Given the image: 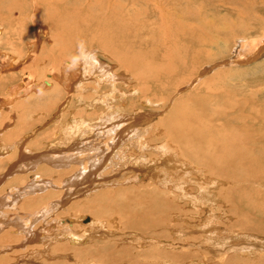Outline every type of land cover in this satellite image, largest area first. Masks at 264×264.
Masks as SVG:
<instances>
[{"label":"rangeland","instance_id":"rangeland-1","mask_svg":"<svg viewBox=\"0 0 264 264\" xmlns=\"http://www.w3.org/2000/svg\"><path fill=\"white\" fill-rule=\"evenodd\" d=\"M13 1L17 2V0ZM25 1L26 11L19 7L9 10L7 7L10 6L9 0H4L3 6H0V177H5L0 180V202L7 194H14L13 197H15L18 189L28 188L29 190L32 181H41L42 186H45L46 182L50 183L52 188L50 192L53 194L47 199L43 198L44 195L50 193L45 188L44 192L34 197L28 196L18 204L12 202V199V201L7 200L11 203L4 206L6 208H0V224H3L0 230V261L7 259L9 255L11 260L4 259L3 264H80L78 260L83 261L81 264H142L145 263L146 254L153 251L155 252L153 257L161 258L159 263L154 264H264V149L257 150L255 156L258 157L247 164L248 170H242L245 166H238L239 163L241 164V160L239 161L241 157L238 159L237 149L232 147L235 144L242 150L245 139H264V130L261 129V125L264 124V0H150L152 4L149 0H103L105 10L111 7L110 9L116 11L115 15L119 18L117 19V33L120 35L123 30H126L124 37L127 36L131 40L124 41V43L130 46L112 44L110 42L112 39L107 36L103 37V44L98 43V39L91 40L94 38L83 37L76 40L78 44L74 43V52L62 55V57L57 56L59 60L56 63L53 61L55 52L51 50L53 46L51 41L54 37H63L60 35L61 28L54 25L55 20L47 21L39 13L37 7H41L40 0ZM110 1L113 3L111 4ZM22 2L24 0L19 4ZM45 6L42 4L43 8ZM57 6L55 4L53 7L57 9ZM136 9H140L141 12L139 13ZM240 14L244 15L238 19L237 16ZM228 22H234L233 31L231 27L229 28ZM238 23H245L249 30H241L235 25ZM140 24L144 27L142 28ZM112 25H115V22ZM52 26L58 31L51 30ZM221 28H224V32L216 35V41L211 42L214 29ZM131 34L137 35L138 40L136 41H140L145 46L140 48L141 45H135L134 36ZM192 34L201 37V40L206 35L205 39L209 41V44L197 45L196 41L189 40ZM81 41L87 43L88 46L83 44V48H78ZM152 48L156 52L151 51ZM167 48L170 51L166 50ZM6 56L13 57L10 67L3 60L7 59ZM225 61L230 62L228 65L213 68L209 73L201 75L206 68ZM82 63L92 66L87 67L88 72L94 67V73L86 74L85 65ZM78 64L82 66L83 73L77 72V76L79 75L77 79L84 84L86 89L83 90L84 87H81L77 90L75 86L69 93L64 88V81H61L63 70L65 65L68 68H77ZM140 73L145 75L143 78L146 81L139 83L134 76ZM154 75H158L159 80L153 79V82H150L148 77ZM209 79L210 81L206 83ZM47 82L51 83L50 87H47ZM15 87H20L24 95L13 97L12 89ZM149 87L150 90L147 89ZM37 88L41 89L38 91ZM4 100L7 101V105L6 103L4 105ZM78 112L80 115H77ZM221 113L224 114L222 117L219 116ZM214 116L218 118V129L221 132H217L208 124ZM252 118L255 121L249 122ZM161 119H164L162 124L169 137L152 140L159 147L163 141L173 136L187 137L192 133L189 132L192 128L207 124L206 129L208 128L209 132L205 130V139L200 144L190 143L191 146L188 144L183 146L184 149L182 148L183 156L188 159L189 163H185L181 157L177 156L175 161H163V158H160L163 152L158 156L153 150L154 147L146 149L142 148V145L140 150L134 146L128 148L137 139L133 135L141 130L143 133H141L140 142L145 140L144 136L146 138L153 136L156 133L153 124ZM83 120L91 125L105 120L110 123H120L114 131V136H117L115 139L119 140V144L112 149L109 145V148L105 149V154H110L104 169L101 170L103 173L106 172L105 178L102 179L105 181L107 178L106 187L96 186L98 185L96 177L94 183L82 185L81 191L77 190V194L72 196L67 194V196L65 189L58 188L56 184L63 183L62 178L66 177L69 172H60L54 165L47 162V164L42 162L40 168L37 169L38 172L34 170L18 173L17 168L12 167L19 160L21 152L19 148L22 144L25 149H32L31 151L36 155L49 153L53 150L51 148L53 145L60 150L69 148L58 142L62 138L61 131L71 127L73 129L83 127L87 131L86 125L82 124ZM211 122L213 123V120ZM110 123L107 124L110 125ZM224 123H230V127L228 126L226 130L220 127ZM243 123H250V125H245L246 129L238 131L237 127L244 126ZM253 123L256 125L253 126ZM176 125L177 128H175ZM213 129L214 132H212ZM210 135L211 138H209ZM221 138L227 141L226 144L230 142L229 151L222 150V145H218L223 142ZM216 142L219 143L216 144ZM259 144L264 147V142L256 145L259 146ZM198 145H201L199 147L201 149L197 148ZM121 149L128 150L125 155L126 157L129 155L130 158L120 163L117 155ZM196 151L201 157L196 158V153H193ZM147 156L154 157L157 162L150 163L149 165H153L150 168L143 167L142 174L136 172L137 175L141 174L137 178L138 184L128 181L131 177L129 174L134 173V169L139 166L140 162L148 161L144 159ZM206 157L212 158L213 161L207 162ZM232 158H236L237 164L236 162L233 164ZM182 161L184 164L181 163ZM220 161L226 162L221 164ZM157 163L159 167L155 166ZM213 166L219 172L215 178L208 170ZM11 169H13L12 172ZM81 169L82 167L80 171ZM205 169L208 173H205ZM151 171L159 175L158 179L152 182L144 181L146 184L143 185L139 184L143 182L141 180L150 181L153 175ZM224 174L229 175L227 177ZM167 179V184L162 185L161 182ZM220 180L222 183L219 182ZM215 182L217 184H214ZM189 185L192 187L190 188ZM186 186L188 189L185 188ZM160 190H162V197L158 198L160 207L166 208L163 196L167 195L174 203L175 209H169L171 212L167 223L169 228L154 234L149 230H144L140 221L154 209L145 204L153 200L155 192L160 193ZM175 190L181 193H176ZM100 191H103L102 194ZM198 193L202 195L198 196ZM94 194L96 197L97 195L101 197L100 200L93 198ZM65 199L67 200L63 206L57 205ZM46 212L51 214L45 215ZM35 216H39L34 224L37 233L42 236L48 230L53 231L51 237L55 239L54 246H61V244L63 246L67 243L70 252L64 254L65 250L62 252L63 250L59 249L61 252L57 251L56 255L51 247H41V244L39 247L42 253L25 252L26 247H23L22 243L26 236L21 239L16 236L11 240L12 242L9 241L10 238L6 241L7 231L13 229L11 226L9 228L10 220L14 218L31 220ZM205 217L212 218L213 222L209 223ZM157 218L158 215H156ZM206 222L212 227L210 232L204 228L203 224ZM102 224L104 227L99 231L98 228H101ZM65 225L67 227L71 225V229L75 230L76 235L73 238L69 235L65 237L62 232ZM177 230L180 231L177 232ZM200 233H205V235L209 233V236L221 240L214 244L205 240L204 245L199 246L200 252L197 253L194 252L197 250L193 246L183 241L191 236H203ZM161 235L166 238H162ZM209 241H212V238H209Z\"/></svg>","mask_w":264,"mask_h":264},{"label":"bare ground","instance_id":"bare-ground-1","mask_svg":"<svg viewBox=\"0 0 264 264\" xmlns=\"http://www.w3.org/2000/svg\"><path fill=\"white\" fill-rule=\"evenodd\" d=\"M4 0H0V6H3V2ZM10 1V6H7L8 8H9V10H13L14 8H16V7H19V8H21V10H23V11H26V8H25V4H26V1L24 0V2H22L21 4H19L22 0H17V2H15V1H13V0H9ZM137 1V0H136ZM144 1V0H143ZM154 1V0H153ZM160 1V0H159ZM148 2V1H147ZM149 2H150V0H149ZM185 2H187V1H185ZM240 2V1H239ZM242 2V1H241ZM40 3H41V7L40 6H38L37 7V10L39 11V13L48 21V20H50V21H52V20H55V22H56V24H54V25H58L60 28H61V31H60V35L62 36L63 35V37L61 38L60 36H58V37H52V35H51V39H52V44H53V46H52V48H51V50L52 51H54L55 52V54H53V57H54V59H53V61H54V63H56L59 59L57 58V56H61L62 57V55H66V54H69L70 52H74L75 51V44L74 43H77L78 44V42H76V40L77 39H81V38H83V37H85V38H94V39H91V40H97L98 41V43H100V44H103L102 42H103V37L104 36H107V37H109V39L111 38L112 39V41L110 40V42H112V44H116L117 46H119V45H128V43H124V41H130L131 39L129 38V37H124L125 36V34L127 33V31L125 30H123V28H122V30H123V33L121 32V34L119 35L118 33H117V19L119 20V18L118 17H116V15H115V12H114V10L113 9H110L111 7H108V9L107 10H105L104 9V6H105V4H104V2H103V0H87L86 2H83L82 0H57V1H53V0H40ZM110 3L112 4L113 2H111L110 1ZM132 4H133V1L131 2ZM141 3V2H140ZM143 3H145V2H143ZM151 3V2H150ZM150 3H148V4H150ZM157 3V2H156ZM42 4H45L46 6H47V10H46V6L43 8L42 7ZM55 4H57L58 6H59V8H58V6H57V9H55L54 7H55ZM108 4V3H107ZM138 4V3H137ZM146 4V3H145ZM147 4V5H148ZM152 4V3H151ZM153 4H155V3H153ZM162 4V3H161ZM34 5V4H33ZM146 5V6H147ZM159 5V4H158ZM157 5V6H158ZM183 5V4H182ZM54 6V7H53ZM155 6V5H154ZM156 6V7H157ZM166 6V5H165ZM181 6V5H180ZM27 7V6H26ZM106 7V6H105ZM140 7V6H139ZM155 7V9H157ZM159 7V6H158ZM177 7V6H176ZM6 8V7H5ZM7 8V9H8ZM113 8V7H112ZM172 8H174V6H172ZM182 8V7H181ZM180 8V9H181ZM141 9V8H140ZM140 9H136L139 13L141 12V11H139ZM154 9V8H153ZM164 9V8H163ZM175 9H177V8H175ZM143 11H144V9H142ZM146 10V9H145ZM174 10V9H173ZM147 11V10H146ZM160 11H161V9H160ZM34 12V11H33ZM154 12V11H153ZM135 13V12H134ZM145 13V12H144ZM169 13V12H168ZM173 13V12H172ZM143 14V13H142ZM151 14V13H150ZM128 15V14H127ZM132 15V14H131ZM141 14H139V16H140ZM144 15V14H143ZM149 15V14H148ZM244 15V14H243ZM242 14H240V15H238L237 16V18L239 19L240 17H242L243 16ZM162 16V15H161ZM191 16V15H190ZM246 16V15H245ZM120 17V16H119ZM143 17V16H142ZM247 17V16H246ZM39 18V17H38ZM40 18H41V16H40ZM134 18V17H133ZM137 18H138V16H137ZM121 19V18H120ZM126 19V18H125ZM36 20V19H35ZM41 20V19H40ZM242 20V19H241ZM34 21V20H33ZM124 21V23H125V20H123ZM131 21V20H130ZM137 21H139L138 19H137ZM142 21V20H141ZM148 21V20H147ZM176 21H178V20H176ZM242 21H244V20H242ZM38 22H41V21H39L38 20ZM46 22V21H45ZM113 22H115V25H112V23ZM132 22V21H131ZM135 21H133V23H134ZM167 22H169V21H167ZM126 23H128V22H126ZM208 23V22H207ZM234 22H228L227 24H229V28L231 27V30L233 31V27L232 26H234V24H233ZM235 23H237V22H235ZM129 24V23H128ZM142 24V23H141ZM141 24H140V26H141ZM168 24V23H167ZM166 24V25H167ZM177 24V23H176ZM121 25H122V23H121ZM136 25H138L139 26V24H136ZM145 25V24H144ZM169 25V24H168ZM175 25V24H174ZM213 25V24H212ZM236 26H238L241 30H243V31H247V29L249 30V28L245 25V23H241V24H235ZM41 26V25H40ZM43 26V25H42ZM124 26V25H123ZM137 26V27H138ZM171 26V25H170ZM217 26V25H216ZM45 27V26H44ZM126 27V26H125ZM136 27V26H135ZM142 28L144 27V26H141ZM146 27V26H145ZM174 27H176V25L174 26ZM34 28V27H33ZM43 28V27H42ZM40 29V28H39ZM130 29H132V28H130ZM145 30H146V28H144ZM168 31H169V29L168 28H166ZM194 29V28H193ZM206 29V28H205ZM50 30V29H49ZM51 30H57V29H55V28H53V26H52V28H51ZM187 30V29H186ZM185 30V31H186ZM204 30V29H203ZM208 30V29H207ZM58 31V30H57ZM142 31H143V29H142ZM156 31V30H155ZM173 31H174V29H173ZM190 31V30H189ZM52 32V31H51ZM50 32V34H52ZM125 32V33H124ZM132 32H134V31H132ZM147 32V31H146ZM151 32V31H150ZM187 32V31H186ZM207 32H209V31H207ZM224 32V28H221V29H214V31H213V37L211 38V42H215L216 41V39H215V36L216 35H219V34H221V33H223ZM55 33V32H54ZM120 33V32H119ZM136 34H137V32H135ZM134 33V34H135ZM206 33V32H205ZM48 34V33H47ZM123 34V36L121 37V35ZM144 34V33H143ZM142 34V35H143ZM149 34V33H148ZM37 35V34H36ZM132 36H134V43H135V45H141V46H139L140 48L142 47V46H145V45H143L140 41H136V40H138L137 38H138V36L137 35H133V34H131ZM145 35H147V34H145ZM201 35H203V34H201ZM56 36H57V34H56ZM70 36V37H69ZM149 36V35H148ZM69 37V38H68ZM205 37H207L206 35H204L203 37H202V40H201V37H199V36H195V34H192L191 36H190V39L189 40H192L193 42L194 41H196L197 42V45H204V44H209V41H207L206 39H205ZM68 38V39H67ZM38 39V38H37ZM49 40H50V38H49ZM88 40H90V39H88ZM142 41V40H141ZM139 42V43H138ZM131 43V42H130ZM133 42H132V44H134ZM51 44V43H50ZM76 44V45H77ZM83 44H85V45H87V43H84L83 42ZM92 44V43H91ZM167 44V43H166ZM35 45V44H34ZM99 45V44H98ZM36 46V45H35ZM79 46V45H78ZM88 46V45H87ZM94 46V45H93ZM102 46V45H101ZM128 46H130V44L128 45ZM166 46V45H165ZM246 46V45H245ZM245 46H243V47H245ZM91 47V46H90ZM95 47V46H94ZM103 47H104V45H103ZM110 47V46H109ZM138 47V48H139ZM255 47V46H254ZM258 47V46H257ZM47 48V47H46ZM48 48H49V46H48ZM78 48H80V47H78ZM83 48V47H82ZM111 48V47H110ZM136 48H137V46H136ZM256 48V47H255ZM255 48H253V51H255ZM32 49V48H31ZM94 49V48H93ZM107 49V48H106ZM109 49V48H108ZM165 49V48H164ZM101 50V49H100ZM110 50V49H109ZM116 50V49H115ZM115 50H114V52H115ZM128 50V49H127ZM166 50H168V51H170L169 50V48H167ZM47 51V50H46ZM46 51H44V52H46ZM104 51V50H103ZM151 51H155V49H151ZM43 52V53H44ZM48 52H49V50H48ZM105 52V51H104ZM113 52V51H112ZM156 52V51H155ZM41 53V52H40ZM50 53V52H49ZM88 53V52H87ZM106 53V52H105ZM116 53V52H115ZM114 54V53H113ZM243 54V53H242ZM45 55V54H44ZM48 55V54H47ZM89 55V54H88ZM106 55V54H105ZM110 55H112V53L110 54ZM153 55V54H152ZM3 56V55H2ZM107 56V55H106ZM109 56V55H108ZM116 57H117V53H116V55H115ZM7 57V59H3V60H5V62H6V64H7V66H9L10 67V65H12V63H13V57H11V56H6ZM48 57H50V55L48 56ZM52 57V58H53ZM89 57H91V56H89ZM98 57V56H97ZM113 57H114V55H113ZM47 58V57H46ZM52 58H50V59H52ZM69 58V57H68ZM108 58V57H107ZM120 58V60L122 59L121 58V56L119 57ZM1 59V58H0ZM84 59V58H83ZM85 59H87V56L85 55ZM84 59V60H85ZM90 59V58H89ZM16 60V59H15ZM14 60V61H15ZM41 60H42V58L40 59V62H41ZM73 60V59H72ZM83 60V61H84ZM93 60V59H92ZM50 62H51V60H49ZM74 61V60H73ZM82 61V60H81ZM95 61V60H94ZM49 62V63H50ZM77 62V61H76ZM97 62V61H96ZM52 63V62H51ZM88 63V62H87ZM91 63H93V62H91ZM5 64V63H4ZM3 64V65H4ZM30 64V63H29ZM82 64H84L85 65V73L87 74V73H89L90 72V74H93L94 72H93V68H91L92 70H89V72H88V68L87 67H92L91 65H88L87 64V66H86V64L85 63H82ZM96 64V63H95ZM121 64V63H120ZM1 65V64H0ZM55 65V64H54ZM79 65V64H78ZM83 65V66H84ZM64 66V65H63ZM95 66V65H94ZM13 67V66H12ZM6 68V67H5ZM78 68V69H77ZM77 68H74V67H66V65H65V67H64V72H63V76L61 77V81L63 80L64 81V88L69 92V93H71L72 92V90H73V88L76 86V88H77V90L80 88L81 89V87H84V88H82L83 90H85L86 89V87L84 86V84L83 83H81L80 81H79V79H77L78 78V76H77V72H79V74H81V68H82V66H80L79 65V67H77ZM97 68V67H96ZM84 69V68H83ZM90 69V68H89ZM105 71V70H104ZM75 74H74V73ZM93 72V73H92ZM83 73V72H82ZM95 76V75H94ZM216 76V75H215ZM136 79H138L139 80V83L140 82H143V81H146V80H144L145 78H143V77H145V75H142L141 73L140 74H138L137 76H134ZM90 78V77H89ZM152 78V79H151ZM212 78H214V77H212ZM211 78V79H212ZM104 79V78H103ZM153 79L155 80V79H157V80H159V76L158 75H154V76H150V77H148V80L150 81V82H153ZM210 81V79L209 80H207V82L206 83H208ZM38 84H40V83H38ZM47 87H50L51 86V83L50 82H47ZM36 85V84H35ZM83 85V86H82ZM98 85H100L101 86V84H98ZM42 86V85H41ZM40 86V87H41ZM63 86V85H62ZM93 86H95V85H93ZM35 87V86H34ZM37 87V86H36ZM21 88H23V87H21ZM90 88H92V87H90ZM89 88V89H90ZM96 88V87H95ZM32 89V88H31ZM41 88H37V90L39 91ZM142 89V91H143V88H141ZM148 90H150V87L149 88H147ZM21 89H20V87H15L14 89H12V95H13V97L14 96H20V95H24V92L23 91H20ZM33 90V89H32ZM43 90V89H42ZM88 90V89H87ZM25 91V90H24ZM97 92H98V90H96ZM37 92V91H36ZM91 94V93H90ZM79 95H81V94H79ZM89 95V94H88ZM92 95V94H91ZM96 95V94H95ZM44 96V95H43ZM47 96V95H46ZM87 96V95H86ZM42 97V96H41ZM9 99H10V97H8ZM89 98V97H88ZM14 99V98H13ZM12 99V100H13ZM37 99V98H36ZM92 99V98H91ZM15 100V99H14ZM17 100V99H16ZM84 100V99H83ZM9 102L11 101V100H8ZM4 102V105H5V103H6V105H7V101L6 100H4L3 101ZM12 103V102H11ZM10 104V103H9ZM19 104V103H18ZM17 104V105H18ZM91 104V103H90ZM94 104V103H93ZM4 107V106H3ZM232 107V106H231ZM231 109V108H230ZM81 112V111H80ZM80 112H78V114L77 115H80ZM227 112V111H226ZM225 113V112H224ZM94 115H96V114H94ZM178 115V114H177ZM222 115H224V114H220L219 116L220 117H222ZM229 115V114H228ZM3 117V116H2ZM59 118V117H58ZM261 119H262V117H260ZM264 118V117H263ZM218 119V118H217ZM217 119L215 118V116L214 117H212V119H211V121L213 120V125L209 122L208 124H210V127H213L217 132L218 131H220L221 132V130H219L218 129V127H219V124H218V122H217ZM231 119H234V118H231ZM109 120V119H108ZM108 120H105V121H102V122H99V123H97V124H93V125H91L90 123H87V121H85V120H83L82 121V124H84V125H86V128H87V131H86V129L85 128H83V127H78L77 129H73V127H71V128H69V129H67L66 128V130L64 129H62V131H61V133H62V138H61V141H58L59 142V144L60 145H65V146H69V148H67V149H65V150H60L59 148H56V146L55 145H53L51 148H53V150L52 151H50L49 153L47 152V153H42V154H40V153H38L37 155H39V156H37L36 154H33V152L31 151L32 149H29V148H24V146H23V144L21 145V147L19 148L20 149V154H19V160L12 166V167H14L15 169L17 168V170H18V173H24V172H32V171H34V170H37V169H39L40 168V165L42 164V162L43 163H48V164H51V165H54L56 168H57V170L58 171H60V172H64V173H68V175L66 176V177H63L62 178V180H63V183H59V184H56L57 186H58V188H60V187H62V188H64L65 189V192H66V195L68 194V195H75V194H77L76 192H78L79 190L81 191V188H82V185H86V184H92V183H94L95 182V180H96V177L98 178L96 181L98 182V185L96 184V186H102L103 188H104V186L106 187L107 185H108V180H106L105 179V181H103L102 179H104L105 178V176H106V172H101V170H103L104 169V165H106V163H107V161H108V159H109V157H110V154H105V149H107V148H109V145L110 146H112L111 147V149L113 148V147H115V145H117V144H119V140L117 141V139H115V137H117V136H114V131H116L117 130V126H119L120 125V123H117V122H115V123H110V121H108ZM163 120L164 119H161V120H158L157 122H155L154 124H153V127H154V131L156 132L153 136H149V137H143L145 140L144 141H139L140 139H141V136H142V134L141 133H143V132H137L136 134H134L133 136L135 137V138H137L136 140H135V142L134 143H132L130 146H128V148L130 149L132 146H134L136 149H137V147H138V149L140 150V149H142V148H146V149H150V148H153V150H154V152H156L157 153V155L159 156L160 154H161V152H163L161 155H160V158H163V161H166V162H169V161H175V158H176V156L177 157H181V159L185 162V163H189V161H187L188 159L186 158V157H184L183 156V154H184V151L182 150V148H183V146H185V145H188L189 144V146H191L192 144H196V143H201L202 142V140L203 139H205V130H207L208 131V128L206 129V126H207V124L206 125H201V127L199 126V127H195V128H192L191 130H189V132H192L189 136H187V137H184V136H173L172 138H169V140H165V141H163V143L162 144H160V147L159 146H157V145H155L153 142H152V140H155L156 138H158L159 140H162V139H164L165 137H169V135L167 134V132L164 130V125L162 124L163 123ZM205 120V119H204ZM210 120V119H209ZM251 121H255V119L254 118H252V119H250L249 120V122H251ZM263 121V120H262ZM260 122V121H259ZM107 123H110V125L109 124H107ZM181 124H183V123H181ZM100 125V126H99ZM234 125V124H233ZM243 125L244 126H239V127H237L238 128V131H240V130H244V129H246V127H245V125H250V123L249 124H247V123H243ZM253 126H255L256 124L255 123H253L252 124ZM138 126V125H137ZM175 126V125H174ZM182 126V125H181ZM230 127V123L228 124V123H224L223 125H220V127H222V128H224V130H226V128L227 127ZM102 127V128H101ZM175 128H177V125H176V127ZM256 128V127H255ZM151 129V127L149 128V130ZM189 129V128H188ZM212 129V128H211ZM214 129H213V131L212 132H214ZM218 129V130H217ZM236 129V128H235ZM261 129H263L264 130V124H262L261 125ZM61 130V129H60ZM88 130H89V132H88ZM167 130V129H166ZM151 131V130H150ZM171 131V130H170ZM175 131V130H174ZM251 131V130H250ZM256 131V130H255ZM88 132V133H87ZM90 132H92V133H90ZM145 132V131H144ZM209 132V131H208ZM211 132V133H212ZM260 132V131H259ZM140 133V134H139ZM251 133V132H250ZM252 133H253V131H252ZM255 133V132H254ZM263 133H264V131H263ZM94 134H96V136H94ZM180 134V133H179ZM140 135V136H139ZM217 135V134H216ZM206 136H209V135H206ZM213 136V135H212ZM260 136V135H259ZM263 136V135H262ZM121 137V136H120ZM217 137V136H216ZM251 137V136H250ZM209 138H211V135H210V137ZM220 138V137H219ZM92 139V140H91ZM216 140V139H215ZM221 140L224 142H221V143H219V142H216V144L217 143H219L218 145H222L221 147H222V150H224V149H226L225 151H229V149H228V147H229V144H230V142L228 141V144H226L227 143V141H225L224 140V138L222 139L221 138ZM246 141H244L245 142V144L242 146V150H240V147L238 148V147H236L235 146V144H233V148L234 149H237V152H238V154H236L237 156H238V159L241 157V159H239V161L241 160V164L239 165L238 164V166H242V165H244L245 167L242 169V170H248V163H250V162H252L253 160H255L257 157L255 156L256 154H257V150L259 149V150H261V148L262 149H264V147L263 146H260V144H259V146L258 145H256L257 143H261V142H264V139H253V138H247V139H245ZM20 142V141H19ZM215 142V141H214ZM232 142V141H231ZM241 142V141H240ZM140 143V144H139ZM190 143H192V144H190ZM210 143V142H209ZM146 144V145H145ZM143 145V146H142ZM202 145H204V144H202ZM210 145V144H209ZM247 145V146H246ZM4 146V145H3ZM141 146H142V148H141ZM194 146V145H193ZM192 146V147H193ZM196 146V145H195ZM201 145H198L197 146V148H199ZM238 146V145H237ZM257 146V147H256ZM27 147V146H26ZM140 147V148H139ZM209 147H211V146H209ZM218 147V146H217ZM127 148V149H128ZM186 148V147H185ZM128 149V150H129ZM184 149V148H183ZM199 149H201V148H199ZM240 150V152H239V150ZM4 150H5V148H4ZM128 150H126V149H121V152L117 155V157L120 159V163L121 162H125V160L126 159H128V158H130V156L128 155L127 157H126V153L128 152ZM222 150H220V152L222 151ZM108 151H110V150H108ZM262 151V150H261ZM198 152H201V151H198ZM216 152V151H215ZM219 152V151H218ZM242 152H244V154L242 153ZM260 152V151H259ZM193 153H196V158L197 157H201V155H200V153H197V151L196 152H193ZM227 153V152H226ZM240 153H242V154H240ZM176 154H178V155H176ZM202 154V153H201ZM219 154V153H218ZM225 154V153H224ZM229 154V153H228ZM233 154V153H232ZM235 154V153H234ZM226 155V154H225ZM224 155V156H225ZM231 155V154H230ZM229 155V156H230ZM223 156V155H222ZM232 156V155H231ZM157 157V156H156ZM218 157V156H217ZM235 157V156H234ZM226 158V157H225ZM224 158V159H225ZM144 159H148V161L147 160H143V161H141L140 162V164H139V166H137V168L136 169H134V173L132 174V173H128L131 177H129V179H128V181H130V182H133L134 184L136 183V184H138V181H137V178H139V176L142 174V172H141V170L142 169H144L143 167H149L150 168V166H153V165H149L150 163H156L157 162V160H155V158L154 157H148L147 156V158L145 157ZM206 159H207V162H209V161H213V159L212 158H207L206 157ZM219 159H221L220 157H219ZM159 161V160H158ZM181 162V163H183L184 164V162ZM198 161H201V160H199L198 159ZM227 161V160H226ZM226 161H224V162H221V164L222 163H225ZM232 161H233V164H235L234 162H236L237 160H236V158H232ZM259 161H261V160H259ZM128 162H130V160L128 161ZM228 163H232V162H230L229 160L227 161ZM46 163V164H47ZM120 163H117L118 165L120 164ZM171 163H173V162H171ZM259 162L257 161V164H258ZM124 164V163H123ZM163 164V163H162ZM170 164V163H169ZM175 164V163H174ZM233 164H231V165H233ZM236 164H237V162H236ZM252 164V163H251ZM255 164H256V162H255ZM125 165H127V164H125ZM124 165V166H125ZM147 165H149V166H147ZM188 165H190V164H188ZM209 165H210V163H209ZM228 165V164H227ZM226 165V166H227ZM253 165V164H252ZM122 166V165H121ZM155 166H158V163L157 164H155ZM161 166V165H160ZM187 166V165H186ZM191 166V165H190ZM211 166V165H210ZM234 166V165H233ZM232 166V167H233ZM247 166V167H246ZM52 167V166H51ZM80 167H82V169H81V171H80ZM159 167V166H158ZM192 167V166H191ZM212 167V166H211ZM235 167V166H234ZM155 168V167H154ZM162 168V167H161ZM196 168H198V167H196ZM238 168V167H237ZM122 169V168H121ZM148 169V168H147ZM163 169V168H162ZM165 169H166V167H165ZM233 169H235V168H233ZM153 170V169H152ZM169 170V169H168ZM174 170V169H173ZM172 170V172H174ZM186 170V169H185ZM209 170V172H210V174L211 175H213L214 176V178L216 177V176H218L217 175V173H219V172H217L216 171V168L213 166V168H210V169H208ZM208 170L207 169H205L204 171H205V173H208ZM13 171V169H11V172ZM79 171H80V173H79ZM156 171V170H155ZM232 171V170H231ZM37 172H38V170H37ZM76 172V173H75ZM141 173V174H139V175H137V173ZM171 172V171H170ZM74 173H75V175H74ZM151 173H153V175H152V177H151V179H150V181L149 180H141V181H143L142 183H139V184H146L145 182H152V181H155V180H157L158 179V177H159V175L157 174V173H154V172H152L151 171ZM160 173H162V172H160ZM176 173V172H175ZM194 173V172H193ZM107 174H108V172H107ZM220 174H222V173H220ZM14 175H16V174H14ZM185 175V174H184ZM190 175V174H189ZM228 175L229 174H224V176H227L228 177ZM9 176H10V174H9ZM9 176H7V178L9 177ZM169 176H171V175H169ZM178 176V175H177ZM183 176V175H182ZM181 176V177H182ZM197 176H198V174H197ZM210 176V175H209ZM223 176V175H222ZM93 177H94V180H92L93 179ZM226 177V178H227ZM255 177V176H254ZM60 178V177H59ZM100 178V179H99ZM161 179H162V176L160 177ZM225 178V179H226ZM260 178V177H259ZM1 179H5V177H0V180ZM169 179H170V177H169ZM203 179H205V178H203ZM202 179V180H203ZM33 180V179H32ZM45 180V179H44ZM98 180H100V181H98ZM189 180V179H188ZM201 180V181H202ZM258 180V179H257ZM47 181V180H46ZM53 181V180H52ZM60 181V180H59ZM140 181V182H141ZM145 181V182H144ZM174 181V180H173ZM178 181V180H177ZM181 181V180H180ZM215 181V180H214ZM246 181V180H245ZM245 181H244V183H245ZM255 181V180H254ZM41 182V181H40ZM40 182L38 181H36V182H34V181H32V183L30 184V188H29V190H28V188L26 189H18L16 192H15V197H13L14 196V194H11V195H6L5 196V198L3 199V200H1V202H0V208H6V207H4V206H7L8 204H10L11 203V201L12 202H16L17 204L21 201V200H23V199H25L26 197H34L35 195L37 196L39 193H41V192H44L45 191V188L47 189V191L48 192H50V191H52V188H51V185H50V183H45V186H42V185H40ZM165 182V183H164ZM167 182H168V179L167 180H164V181H162L161 182V184L162 185H165V184H167ZM176 182V181H175ZM219 182H221V180L219 181ZM248 182H249V179H248ZM155 183V182H154ZM174 183V182H173ZM178 183H180V182H178ZM182 183H183V181H182ZM185 183V182H184ZM213 183V182H212ZM211 183V184H212ZM222 183V182H221ZM225 183V182H224ZM148 184V183H147ZM172 184V183H171ZM214 184H217V182H215ZM219 184V183H218ZM251 184V183H250ZM54 185H55V182H54ZM194 185H195V183H194ZM207 185V184H206ZM225 185H226V183H225ZM225 185H223V187H225ZM244 185V184H243ZM246 185H247V182H246ZM245 185V186H246ZM139 186V185H138ZM156 186V185H155ZM182 186V185H181ZM188 186V185H187ZM185 187V188H187L188 189V187ZM198 186V185H197ZM262 186V185H261ZM102 187H100L101 189H102ZM140 187V186H139ZM156 187H158V188H160L159 186H156ZM173 187V186H172ZM176 187V186H175ZM178 187V186H177ZM189 187H190V185H189ZM192 187V186H191ZM190 187V188H191ZM196 187V186H195ZM212 187V186H211ZM24 188V187H23ZM58 188H57V190H58ZM88 188V187H87ZM99 188V189H100ZM197 188V187H196ZM198 188H201V187H199L198 186ZM219 188V187H218ZM221 188V187H220ZM61 189V188H60ZM94 189V188H93ZM165 189V188H164ZM171 189H173V188H171ZM178 189V188H177ZM78 190V191H77ZM86 190V189H85ZM84 190V191H85ZM183 190V189H182ZM211 190V189H210ZM216 190V189H215ZM121 191V190H120ZM156 191H158V190H156ZM161 191L162 190H160V193H157V192H155V195L153 196L154 198H153V200H150V201H148V202H146V204L145 205H148L149 207H152V208H154V209H152L151 210V212L149 213V212H147V213H149L148 215H146V217H142V219H141V227L144 229V230H149V231H151V232H153L154 234L155 233H157L158 231H164L165 229H168L169 228V226L167 225V223H168V219H170V216H171V212H169V209H171V208H173V209H175L174 207V203L173 202H171V199H169V197L167 196V195H164L163 197V199H165L163 202L165 203V205H166V208H162V207H160V204H158L159 202H158V198L160 199L161 197H162V193H161ZM169 191V190H168ZM177 190H175V192H176ZM192 191V190H191ZM72 192V193H71ZM101 193L100 194H102V192L103 191H100ZM112 191H110V193H111ZM172 193H173V191H171ZM179 192V191H178ZM178 192H176V193H178ZM188 192H189V190H188ZM193 192V191H192ZM217 192V191H216ZM71 193V194H70ZM87 193V192H86ZM179 193H181V192H179ZM195 193V192H194ZM210 193V192H209ZM53 194V192H50V193H48V194H46V195H44V197L43 198H45V199H47V197H50L51 195ZM95 194H98V193H95ZM94 194V196L95 197H93V198H96L97 200H100L99 198H101V197H99L98 195H97V197H96V195ZM201 194V193H200ZM199 193H198V196L200 195ZM212 194V193H211ZM67 195V196H68ZM170 195V194H169ZM176 195V194H175ZM191 196H192V194H190ZM202 195V194H201ZM91 196V195H90ZM93 196V195H92ZM172 196V195H171ZM177 196V195H176ZM178 196H179V194H178ZM209 196V195H208ZM2 197V196H1ZM11 197H13V198H11ZM109 197V196H108ZM129 197V196H128ZM189 197V196H188ZM202 197V196H201ZM211 197V196H210ZM69 198V197H68ZM130 198V197H129ZM128 198V199H129ZM157 198V199H156ZM173 198H175V197H173ZM190 198V197H189ZM188 198V199H189ZM205 198V197H204ZM218 198H221V197H218ZM12 199V200H11ZM140 199V198H139ZM142 199V198H141ZM180 199V198H179ZM187 199V200H188ZM201 199H203V198H201ZM225 199V198H224ZM7 200H11L10 201V203H8L7 202ZM66 200L67 199H65V200H63V201H61V202H59L57 205H59L60 204V206L62 205H64L65 204V202H66ZM178 200V199H177ZM186 200V199H185ZM184 200V201H185ZM28 201V200H27ZM32 201V200H31ZM142 201H144L143 199H142ZM141 201V202H142ZM179 201V200H178ZM218 201H220V200H218ZM223 201V200H222ZM137 202V201H136ZM139 202V201H138ZM145 202V201H144ZM177 202V201H176ZM208 202V201H207ZM15 203V204H16ZM127 203V202H126ZM186 203V202H185ZM224 203H225V201H224ZM137 204V203H136ZM202 204V203H201ZM12 205V204H11ZM138 205V204H137ZM159 205V206H158ZM164 205V206H165ZM176 205V204H175ZM181 205V204H180ZM56 205H53V207H55ZM129 206H130V203H129ZM141 206V205H140ZM139 206V207H140ZM57 207V206H56ZM158 208V209H155V208ZM192 207V206H191ZM10 209H12L11 207H9ZM70 208V207H69ZM91 208V207H90ZM138 208V207H137ZM177 208V207H176ZM181 208V207H180ZM15 209H16V207H15ZM53 209V208H52ZM55 209V208H54ZM53 209V210H54ZM73 209V208H72ZM182 209V208H181ZM2 210V209H1ZM51 210V209H50ZM70 210V209H69ZM130 210H132V209H130ZM130 210H128V211H130ZM140 210V209H139ZM145 210V209H144ZM178 210H179V208H178ZM127 211V212H128ZM181 211V210H180ZM52 212V211H51ZM119 212V211H118ZM131 212V211H130ZM40 213V212H39ZM47 213H50V212H46L45 213V215H47ZM132 213V212H131ZM131 213H129V214H131ZM146 213V212H145ZM175 213V212H174ZM6 214V213H5ZM51 214V213H50ZM142 214V213H141ZM176 214H178V213H176ZM175 214V215H176ZM98 215V214H97ZM156 215H158V218L156 219ZM173 215V214H172ZM2 216V215H1ZM117 216V215H116ZM149 216H152L151 218H149ZM155 216V217H154ZM178 216V215H177ZM139 217H141V216H139ZM138 217V218H139ZM190 217V216H189ZM10 218V217H9ZM206 218V217H205ZM245 218H246V216H245ZM25 219V218H24ZM39 219V216H35V217H32V219L31 220H23L22 218L21 219H17V218H14L13 220H10L9 221V228H10V226L11 227H13V229H11V230H8L7 231V233H6V235L8 236V238L7 237H4V238H7V240L6 241H8L9 240V238H10V240L9 241H11L12 239H15L16 238V236H18V239H21V238H23V236H26L25 237V241L22 243L23 245V247H26V250H25V252H32V253H42V250H41V247L42 246H45V248H49V247H51L52 248V251H53V253H57V251H59V252H61L59 249H62L63 251L62 252H64V250H65V253L64 254H66V253H68V252H70L69 250H70V248H69V246L68 245H63L62 246V244H61V246L60 245H55L54 246V243H53V241L55 240H53V237H51L52 236V234H53V231L51 232V230H48V231H46L45 233H43V235L41 236V234L40 233H37V229H34V224L37 222V220ZM191 219V218H190ZM207 219V218H206ZM243 219V218H242ZM209 220V223H212L213 222V219L212 218H208L207 219V221ZM6 221V220H5ZM119 221V220H118ZM169 221H171V220H169ZM128 222V221H127ZM176 222H178V221H176ZM2 223V222H1ZM94 223H95V221H94ZM109 223V222H108ZM172 223H175V222H172ZM193 223V222H192ZM201 224V223H200ZM1 225H3V224H0V230L2 229L1 228ZM110 225V224H109ZM168 227H167V226ZM169 225H170V223H169ZM199 225V224H198ZM204 225V228H205V230H207V231H211V226L208 224V222H206V224H203ZM95 226V225H94ZM174 226V225H173ZM173 226H171L172 228H173ZM190 226V225H189ZM48 227H50V228H52V226H48ZM92 227V226H91ZM103 227H104V224H102V227L101 228H98V230L99 229H103ZM112 227V226H111ZM188 227V226H187ZM196 227V226H195ZM89 228V227H88ZM131 228V227H130ZM189 228V227H188ZM39 229V228H38ZM104 229H106V227L104 228ZM176 229H178V228H176ZM175 229V230H176ZM143 230V231H144ZM198 230H200V228L198 229ZM60 231H62V229H60ZM59 231V232H60ZM100 231V230H99ZM107 231H109V230H107ZM112 230H110V232H111ZM180 231V230H179ZM178 230H177V232H179ZM206 231V232H207ZM1 232V231H0ZM54 232H56V231H54ZM63 233H64V235H65V237L67 236L68 237V235L71 237V238H73V236L74 235H76V233H75V230L74 229H71V225H68V227H67V225H65L64 226V228H63V231H62ZM148 232V231H147ZM188 233V232H187ZM197 233V232H196ZM158 234V233H157ZM191 234V233H190ZM200 234H203V233H200ZM12 235H14V236H12ZM193 235H195V234H193ZM196 235H198V234H196ZM10 236V237H9ZM162 236V235H161ZM76 237V236H75ZM186 237H188V236H186ZM2 238V237H1ZM162 238H166L165 236H162ZM175 238V237H174ZM209 238H212V241H209ZM3 239V238H2ZM160 239V238H159ZM1 240V239H0ZM182 240H184L183 238H182ZM206 240V242H208V243H212V244H214V243H218L219 242V240H221V239H218L217 240V237L216 238H214V236L212 237L211 235L209 236V233H208V235H205V233L203 234V236H201V237H198V236H191V237H188V238H186L183 242L184 243H186L187 245H189V246H193V248H195L197 251H194V252H197L198 253V251L200 252V250H199V248L200 247H202L203 245H204V241ZM223 240V239H222ZM2 242H4L5 243V241H3L2 240ZM12 242V241H11ZM157 242H158V240H157ZM222 242V241H221ZM41 244V247H39V245ZM59 244V243H58ZM183 244V243H182ZM21 245V244H20ZM202 245V246H201ZM68 246V247H67ZM200 246V247H199ZM22 247V248H23ZM20 248V247H19ZM54 249V250H53ZM116 250V249H115ZM190 250V249H189ZM189 250H188V252H189ZM51 251V250H50ZM81 252V251H80ZM89 252V251H88ZM88 252H87V254H88ZM90 252H92L91 250H90ZM191 252V251H190ZM193 252V251H192ZM82 253H84V251L82 252ZM155 253V252H154ZM154 253H153V251L150 253V251L146 254V257H145V263H142V264H154V263H159L160 262V260H161V258H157L156 256L155 257H153V255H154ZM25 254V253H24ZM29 254V253H28ZM49 254V253H48ZM54 254V255H55ZM92 254H94V252L92 253ZM108 254V253H107ZM57 255V254H56ZM25 256H27V254L25 255ZM51 256V255H50ZM58 256H59V254H58ZM69 256V255H68ZM68 256H66V257H68ZM88 256V255H87ZM11 256H9L8 255V257H7V259L8 260H11V258H10ZM262 257V256H261ZM98 258V257H97ZM4 259H6V258H4ZM4 259L2 260V261H0V264H3L4 263ZM7 259H6V261H7ZM89 259V258H88ZM224 258H222V260H223ZM262 259V258H261ZM26 260H29V259H26ZM90 260V259H89ZM144 260V259H143ZM112 261V260H111ZM83 261H79L78 260V263H82ZM95 262V261H94ZM163 262V261H162ZM261 262V261H260ZM101 263V262H100ZM258 263H259V261H258ZM162 264V263H161Z\"/></svg>","mask_w":264,"mask_h":264},{"label":"water","instance_id":"water-1","mask_svg":"<svg viewBox=\"0 0 264 264\" xmlns=\"http://www.w3.org/2000/svg\"><path fill=\"white\" fill-rule=\"evenodd\" d=\"M230 61H225V62H222V63H219L213 67H210V68H206L201 75H204V74H207L209 73L213 68H216V67H219V66H224V65H228Z\"/></svg>","mask_w":264,"mask_h":264},{"label":"clouds","instance_id":"clouds-1","mask_svg":"<svg viewBox=\"0 0 264 264\" xmlns=\"http://www.w3.org/2000/svg\"><path fill=\"white\" fill-rule=\"evenodd\" d=\"M79 47H80V48L83 47V41H81V42L79 43Z\"/></svg>","mask_w":264,"mask_h":264}]
</instances>
